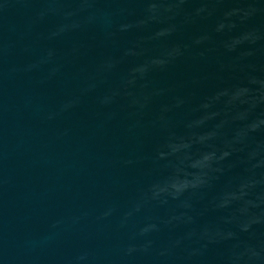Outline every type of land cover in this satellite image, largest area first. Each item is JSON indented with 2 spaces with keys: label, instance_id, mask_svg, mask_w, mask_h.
<instances>
[{
  "label": "water",
  "instance_id": "water-1",
  "mask_svg": "<svg viewBox=\"0 0 264 264\" xmlns=\"http://www.w3.org/2000/svg\"><path fill=\"white\" fill-rule=\"evenodd\" d=\"M0 264H264V0H0Z\"/></svg>",
  "mask_w": 264,
  "mask_h": 264
}]
</instances>
